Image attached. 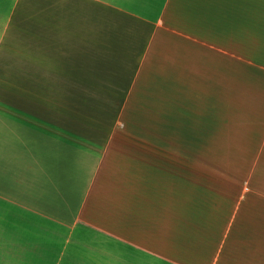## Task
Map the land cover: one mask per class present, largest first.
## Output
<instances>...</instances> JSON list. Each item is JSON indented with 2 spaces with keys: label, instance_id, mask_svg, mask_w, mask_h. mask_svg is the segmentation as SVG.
<instances>
[{
  "label": "crops",
  "instance_id": "obj_1",
  "mask_svg": "<svg viewBox=\"0 0 264 264\" xmlns=\"http://www.w3.org/2000/svg\"><path fill=\"white\" fill-rule=\"evenodd\" d=\"M0 264H264V0H0Z\"/></svg>",
  "mask_w": 264,
  "mask_h": 264
}]
</instances>
